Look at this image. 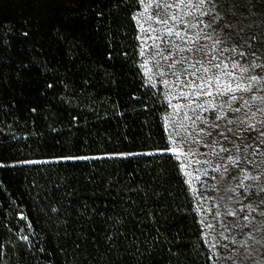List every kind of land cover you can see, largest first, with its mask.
I'll return each mask as SVG.
<instances>
[{
  "label": "trees",
  "instance_id": "16d2710c",
  "mask_svg": "<svg viewBox=\"0 0 264 264\" xmlns=\"http://www.w3.org/2000/svg\"><path fill=\"white\" fill-rule=\"evenodd\" d=\"M228 40L264 51V0H214ZM141 0H0V161L169 146L142 69ZM251 58V59H252ZM0 264H215L172 153L0 166Z\"/></svg>",
  "mask_w": 264,
  "mask_h": 264
},
{
  "label": "rangeland",
  "instance_id": "374dc122",
  "mask_svg": "<svg viewBox=\"0 0 264 264\" xmlns=\"http://www.w3.org/2000/svg\"><path fill=\"white\" fill-rule=\"evenodd\" d=\"M220 16L214 0H141L135 16L141 65L169 104L166 149L150 144L118 153L103 140L82 154L17 152L14 161L0 166L172 153L190 186L215 264H264V51L252 58L245 44L228 40Z\"/></svg>",
  "mask_w": 264,
  "mask_h": 264
},
{
  "label": "snow or ice",
  "instance_id": "6c2138e0",
  "mask_svg": "<svg viewBox=\"0 0 264 264\" xmlns=\"http://www.w3.org/2000/svg\"><path fill=\"white\" fill-rule=\"evenodd\" d=\"M172 19L175 20L176 17L173 16ZM165 22H166V21H165ZM191 26H192V27H196L195 24H193V25H191ZM169 34H171V30H169ZM175 35L179 36L180 33H179V32H176ZM190 51H191V50H190ZM214 67L217 68V69H219V68L221 67V65H220V64H215ZM233 67H235V65H233ZM204 71L207 72L208 69H204ZM193 75H195V73H193ZM251 79H252V80H257V77L253 76ZM201 87H203V85H201ZM239 88H240V86L237 85V89H236V90H238ZM227 90H228L229 92L235 91L234 89H231V88H228ZM245 90H248V89H245ZM208 95H211V93H208ZM232 99L235 100V99H237V98H236L235 96H233ZM237 110H238V109H237ZM262 134H264V133H262ZM245 219H247V217H245Z\"/></svg>",
  "mask_w": 264,
  "mask_h": 264
}]
</instances>
